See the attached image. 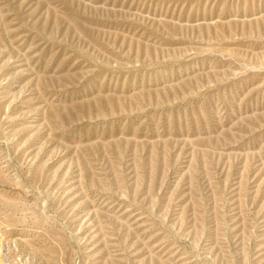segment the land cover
Here are the masks:
<instances>
[{
	"label": "rangeland",
	"instance_id": "obj_1",
	"mask_svg": "<svg viewBox=\"0 0 264 264\" xmlns=\"http://www.w3.org/2000/svg\"><path fill=\"white\" fill-rule=\"evenodd\" d=\"M0 264H264V0H0Z\"/></svg>",
	"mask_w": 264,
	"mask_h": 264
}]
</instances>
